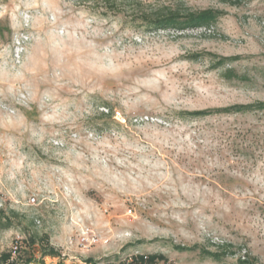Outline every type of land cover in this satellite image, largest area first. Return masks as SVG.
Instances as JSON below:
<instances>
[{"label": "rangeland", "instance_id": "1", "mask_svg": "<svg viewBox=\"0 0 264 264\" xmlns=\"http://www.w3.org/2000/svg\"><path fill=\"white\" fill-rule=\"evenodd\" d=\"M161 8L225 14L208 28L131 20ZM257 101L264 0H0V254L235 264L246 244L264 264V111L178 114ZM86 227L99 241L69 246ZM194 245L236 254L177 249Z\"/></svg>", "mask_w": 264, "mask_h": 264}, {"label": "trees", "instance_id": "2", "mask_svg": "<svg viewBox=\"0 0 264 264\" xmlns=\"http://www.w3.org/2000/svg\"><path fill=\"white\" fill-rule=\"evenodd\" d=\"M108 1V0H107ZM225 2L230 3L231 5H237L242 3L245 0H223ZM108 7L105 12L101 14L104 16H108L109 14L115 13L114 6L112 2H107ZM100 13V12H98ZM225 14L224 11L214 8H207L203 10H195V11H186L182 12L179 10H174L170 8H161L151 10L150 12H143L140 15H135V17L131 18L132 21H137L138 28L145 29H157V28H177V29H185V28H199V27H211L217 23L220 17ZM217 60L216 65H221L225 61L230 60L228 57H215ZM108 110L111 112V108L106 105ZM264 111V101H257L249 104H234L223 108H215V109H207L201 111H180L178 112L181 116H193V117H204L209 115H220V114H235V113H245V112H263ZM2 218L0 217V220ZM3 227L7 228L11 225V220L4 217ZM41 241L46 243V249L44 255H48L50 257H59V252L51 246H48L47 240L40 238ZM36 243L34 238H29L27 242L28 245H33ZM180 250H198L199 254L203 257L210 258L214 261H221L228 255H235L236 252L231 248V246H225L220 251H209L204 248H200L197 245L192 247H178ZM245 249V252L242 256L236 259L235 264H261L257 257L250 253L246 244H242V248ZM240 251V250H239ZM20 252V248L17 250V255ZM15 253V254H16ZM144 254V253H143ZM128 255V254H127ZM148 261H154L155 259H164V257L160 254H146ZM126 256V255H124ZM138 258L142 259L143 255H137ZM123 257V256H122ZM122 257H118L117 260H120ZM244 257V258H242ZM91 259V258H90ZM88 259V260H90ZM108 260L109 258H105ZM113 260V261H117ZM0 264H39L37 261L33 260L32 257H27L25 259L19 258L18 256H14L12 251L2 252L0 254ZM56 264H64V262L59 261Z\"/></svg>", "mask_w": 264, "mask_h": 264}, {"label": "built area", "instance_id": "3", "mask_svg": "<svg viewBox=\"0 0 264 264\" xmlns=\"http://www.w3.org/2000/svg\"><path fill=\"white\" fill-rule=\"evenodd\" d=\"M99 239L96 237V234L89 228L86 227L83 230H81L78 234L77 239H69L68 245L73 246L74 244L79 247L80 249H86L95 243H97ZM107 239L101 240L103 244L107 243ZM18 250V245L15 244L12 247V254L14 255ZM137 255H143L142 259L138 258ZM83 264H170L169 261H166L164 259H155L154 261H148L147 255L143 253H133L128 254L126 256H123L120 260L117 261H109L105 258H94L90 260H86L83 262Z\"/></svg>", "mask_w": 264, "mask_h": 264}]
</instances>
